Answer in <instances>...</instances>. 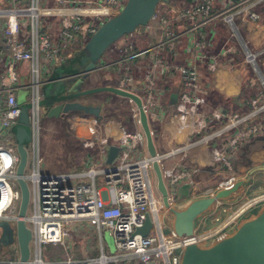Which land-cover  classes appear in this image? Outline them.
Listing matches in <instances>:
<instances>
[{"label": "built area", "instance_id": "2783aa9c", "mask_svg": "<svg viewBox=\"0 0 264 264\" xmlns=\"http://www.w3.org/2000/svg\"><path fill=\"white\" fill-rule=\"evenodd\" d=\"M126 1L0 0V221L15 223L18 220V155L12 129L21 115L22 104H28L33 141L30 145L32 169L26 175V182L27 186L28 182L32 184V214H26L25 224L32 233L34 245V258L29 259L28 264H116L126 260L142 264H171V259L181 264L184 250L196 246L193 236L179 237L173 231L170 237L166 235L165 239L163 236L157 214L165 208L155 189L136 107L131 110L135 129L128 132L119 126L116 137L111 132L115 130L107 131L97 118L75 115L72 122L81 126L83 145L87 150H95V157L88 158L84 170L77 173L43 174L40 170L39 103L43 96L42 87L51 83L52 73L58 65L61 66L76 42L80 41L83 46L101 25L123 8ZM170 4L168 9L157 7L144 28L143 34L148 40L144 51L137 47L136 41L126 40L117 50L118 57L104 65L103 69L109 73L106 86L139 96L153 133L152 127L157 123L160 101L164 96L158 80L164 75L179 74L182 86L175 111L180 119L178 127L187 126L190 133L195 131L200 134L207 126L206 117L189 109L191 105L195 108L201 102L199 95L205 93L199 85L197 63L208 60L207 69L214 72L223 61L230 65L228 62L235 54L243 53V63L254 65L262 51H251L248 46L264 40V0H171ZM51 17L57 22L54 32L49 27ZM179 39L187 42L186 48L193 57L181 67L167 63L163 56L166 47ZM216 39L221 42L215 46ZM217 48L218 52H213L212 49ZM143 59L145 62L141 64ZM23 63L29 66V82L20 88L15 70ZM248 85L253 88L255 81L250 80ZM260 86L264 87V79H260ZM23 89L30 91V97L26 102L19 103L16 92ZM263 96V92L258 91L255 101ZM255 101H252L253 107ZM260 108L264 110V104ZM222 116L214 113L212 118ZM250 116L254 118L255 115ZM247 120L249 118L242 117L231 120L230 126L237 127ZM223 131H214L200 140L213 143V155L229 166L225 153L218 150L216 144ZM255 131V126L241 130L228 145L241 143ZM112 138L118 142L119 153L114 163L107 165L108 141ZM184 149L182 145L171 150L167 156L157 153L171 208L177 203V187L189 182L190 175L181 166L167 168L164 161L184 154ZM98 178L101 185H98ZM79 179L84 182L78 183ZM156 204H159L158 210L155 209ZM147 215L152 219L154 229L142 237L135 231L144 225ZM169 215L173 220L172 213ZM82 222L96 226L100 255L89 257L85 252L88 257L80 259L70 256L54 261L42 259L43 246L62 247L67 252L74 241L70 231L78 233L76 225ZM106 230L114 239L116 254L112 256L105 255L101 242V233ZM170 238L174 241L181 239V247L169 251L167 244ZM9 249L18 259L16 241ZM17 259L0 264H17Z\"/></svg>", "mask_w": 264, "mask_h": 264}, {"label": "water", "instance_id": "95a60500", "mask_svg": "<svg viewBox=\"0 0 264 264\" xmlns=\"http://www.w3.org/2000/svg\"><path fill=\"white\" fill-rule=\"evenodd\" d=\"M169 0H127L123 8L108 19L82 46L85 54L72 64L63 68L61 65L53 72L51 83L42 91L39 107H48L46 119L72 121L75 115L102 118L101 105L87 103L86 97L108 94L133 103L138 112L141 130L145 137L146 152L151 162L154 174L155 189L161 197L163 207L173 215V230L179 237H192L194 221L203 214L215 199H222L237 190V185L229 190L218 191L213 197L193 196L191 183L185 182L177 187V205L186 206L172 209L167 200L159 157L154 144L153 133L143 109L139 96L113 86H97L88 88V75L98 71V64L105 53L127 35L144 31V28L155 14L159 4H168ZM255 70L259 72L257 64ZM260 74V73H259ZM260 76L264 79L263 75ZM64 82V83H63ZM171 107L169 112L175 114L177 94L170 95ZM30 105L22 104L21 115L12 132L16 140L18 163L16 167V184L20 191L18 220L15 223L0 221V252L8 250L16 241L18 248L17 264H28L30 259V243L32 233L25 224L30 193L27 186L25 168L27 165V147L32 144L33 132L30 125L28 110ZM174 118L171 115V121ZM119 148L110 146L106 164L111 165L116 160ZM264 172V167H256L249 172L253 175ZM210 194V193H209ZM194 198H193V197ZM190 202V203H189ZM176 209V210H175ZM264 211V210H263ZM154 225L147 215L144 225L136 229L135 234L146 237ZM170 237V235H168ZM181 264H264V212L253 221L241 226L230 238L210 249H199L197 246L187 247L182 255Z\"/></svg>", "mask_w": 264, "mask_h": 264}, {"label": "crops", "instance_id": "0c3cea01", "mask_svg": "<svg viewBox=\"0 0 264 264\" xmlns=\"http://www.w3.org/2000/svg\"><path fill=\"white\" fill-rule=\"evenodd\" d=\"M48 22L51 31L54 32L57 28L56 19L54 17H51L49 18ZM222 40L224 41L225 38H222ZM130 41H136L137 47L144 51L147 46L148 40L146 39V35L141 32L137 35L133 34ZM214 42H216V46V44L219 45L221 40L216 39ZM186 45L187 42L184 39H179L178 41L174 42L171 46L166 47V50H164L163 53L165 61L167 63L174 64L179 67L186 66L188 62L193 58L191 52L187 50ZM255 46V44L251 43L248 47L251 51H253L252 47ZM212 50L213 52H218L219 48ZM110 51L112 52L111 54L115 53L116 55V50L112 48L110 49ZM261 51L262 54H264V49H261ZM107 55L108 53L102 58V61L98 64V68L102 72L106 71V73H104L103 75L106 74V77H109L108 70L103 69L104 65L110 62L109 59L106 58ZM244 58L245 55L243 53H237L233 56L231 62H228L230 63V65L226 64V62L223 61L222 66L216 68L214 72L208 71V60L202 63H197L200 75L199 85L205 93L199 95L201 102L195 108H193V105H191L189 109H193L196 113L202 114L206 117L207 126L205 129L201 130L200 134H197L195 131L190 133V128L187 126H185V128L180 129L178 127V125H180L178 120L180 119H178V116L176 117V115L179 114H171L169 112V109L171 107L170 95L172 93H176L177 95H179V92L181 90L182 82L179 74L175 73L173 76L164 75L161 76V78L158 80L159 88L163 89L164 96L161 98L160 101V106L157 115L158 120L156 121L157 123L154 124L152 127L154 130L153 138L155 148L160 156H167V153H169L171 150L176 149L182 145L183 147H185L184 154L176 155L173 158L166 159L164 161V164L167 168L173 166L184 167V169L190 175L187 181L191 182L194 191L193 196L195 197L198 196L199 198H202V195H205L206 197L210 195L209 197H211L212 195L216 194L215 192H213V190H216V192L221 190H229L230 188L237 185V190L235 192L221 199L223 202L231 204L234 203L233 199H230L233 195H242V193L247 190L244 186V183L248 181L247 179H251L253 175H261V173L264 174V172L259 171L257 173H254L253 175H249V172L252 169L256 167H264V110L260 108L261 105L264 104V96L262 99L258 100V102L255 101L256 97L251 98L246 96L243 101L240 98L243 87H249L248 83L250 80L255 81V86L253 88H249L253 90L256 96L258 91L260 90L264 94V87L260 86V79L263 78L260 76L259 72L255 70L254 65L243 63ZM255 61H257V58L255 59ZM144 62L145 61L143 59L140 63L143 64ZM28 67V63L20 64L17 66L15 72L17 73L20 70L21 73L28 74ZM57 67L60 66L58 65ZM52 77L53 75H51V78ZM107 82L108 81L106 79V83ZM88 84L89 83H87V87H91L88 86ZM126 101L128 102V100ZM252 101H255L254 107L252 106ZM242 102H245L244 106H242ZM249 104L251 106H248ZM177 105L178 101L176 102L175 106ZM127 106L129 108L123 113L125 115H109L108 113H106L105 105L101 104L102 118L97 119L98 123L104 125V128H106L107 131H110V129L115 130L111 131L114 132V137L117 136L116 130L119 126H123L128 132L134 130L135 126L131 121V110L135 108V105L128 102ZM241 111L243 113H241ZM214 113L223 116L217 119H213L212 115ZM171 115L174 118V120L172 121ZM250 115L255 116L254 118H251ZM241 117L244 119L249 118V120L242 123L241 125H238V128L232 127V125L230 126L231 120L238 119ZM50 120L47 119V121ZM69 123L74 124L72 121H68V125ZM74 125L76 126L77 124ZM253 126L256 127V131L250 133L248 138L242 140L241 143H236L234 146L228 145L229 141H231L232 138L237 136L241 130L245 131L252 128ZM76 128L80 132V134H76V136L81 139V126L77 125ZM184 129L185 133L182 132ZM222 129H224L225 131H223L220 140L216 142V144L218 150L225 153L226 159L229 162V166L226 165L221 159H218L213 155V143H205L203 140H200L202 136L204 137L213 133L214 131ZM108 144L110 146H117L118 142L115 138H112L109 139ZM87 151V156L84 158V160L82 161V165H80L79 168L68 166L71 168L70 173H77L80 172L82 169L84 170V166L86 165L88 158L95 157V150ZM145 154H147V152ZM226 183H229L227 184L229 186L225 188L224 186H226ZM211 191L212 193L208 194ZM211 207L212 206H210L203 214H201L202 217L200 215V217L202 218V220L200 219L201 222H203L205 219L206 223L209 222L211 216H207V214H211L213 212ZM174 208L175 207L173 206L172 209ZM169 214L170 212L166 209L162 212L163 217L167 216L168 220H172V217ZM206 216L207 218L204 219V217ZM246 220L249 219L240 221L246 222ZM203 227L206 228L207 226H202L200 228ZM74 243L71 244L70 249L67 251V253L64 250L63 251L66 256L78 259V257L76 258L77 251L75 249L76 245ZM86 251L87 247L84 248V246L81 245L78 254L81 256ZM64 253L61 255L62 258L57 260L64 259L66 257H64ZM2 254L3 250L0 252V255Z\"/></svg>", "mask_w": 264, "mask_h": 264}, {"label": "rangeland", "instance_id": "374dc122", "mask_svg": "<svg viewBox=\"0 0 264 264\" xmlns=\"http://www.w3.org/2000/svg\"><path fill=\"white\" fill-rule=\"evenodd\" d=\"M174 3V2H173ZM159 6H163L164 8H170L171 4H159ZM138 33H141V31H138L134 33V35H137ZM132 38V35H127L123 39H121L119 42H117L113 47L114 50H118L119 47L122 46V44L126 40H130ZM255 47H252L253 51H261V49H264V40L259 43V41H256ZM82 43L80 41H77L74 47L72 48L71 53L68 56H65L63 62L61 63L63 65V68L67 67L71 64V62L75 59H79L83 54H85V51L81 47ZM107 55V59L109 61H113L118 57V53L111 54L112 52L110 49L105 53L104 56ZM103 56V57H104ZM259 73L264 76V55H262L259 59L256 61ZM18 76V85L20 88H23L28 85L29 77L28 74L21 73L19 70L17 72ZM105 72H102L101 70H98L92 74H89L88 77V88H94L97 86H103L106 83V79L108 80V77H106V74L103 75ZM64 83V82H63ZM94 86V87H92ZM45 86L42 87V91L44 90ZM175 88V87H173ZM30 97V91L28 89L24 90H18L16 93V99L19 103L26 102L29 100ZM87 103L92 104H99V105H105L106 113L109 115H125L123 114L125 110L129 108L128 102L126 100H122V98H118L115 96H111L108 94H99V95H93L90 97H86L84 99ZM48 107H40V117H39V125H40V137H39V155L42 160L40 170L43 174H58V173H70L71 167H77L79 168L80 165H82V161L87 156V149H85L83 142L79 137L76 136V134H80L79 130L76 128L74 124L68 125V121H62V120H50L47 121L46 114L48 111ZM102 121V120H101ZM14 144H16V140L13 141ZM46 148V150H45ZM57 149V150H56ZM28 151V160L27 165L25 168V175H28L31 172L32 169V150L29 145L27 147ZM57 151V152H56ZM67 164V165H66ZM78 171V170H77ZM76 171V172H77ZM248 181L244 183V186L247 190H245L242 195H233L230 199H233L234 203H225L220 199H215L213 202V205H211V209L213 212L211 214H207V216H211V219L208 223H206V217H204V221L200 223L199 232L198 233H204L206 231H209L210 228L215 226L216 224H213L212 222L218 223L219 221H222L226 218L227 215H232V211L238 207L239 204L245 202L250 197H254L260 194H264V174L261 173V175H253L251 179H247ZM253 181V182H252ZM78 183H83V179H79L77 181ZM98 185H101L100 178H98ZM229 184V183H228ZM229 186H224L225 188ZM30 193V200L27 208V216L32 214V184L28 182ZM206 197L205 195H202V197ZM210 196V195H209ZM207 196V197H209ZM215 195H212L213 197ZM186 205H183V208ZM264 203L258 205V210L250 212L251 215L248 217H245L241 220L249 219L245 221H238L235 225H232L233 235L234 233L243 225L253 221L256 219L261 213L264 211ZM215 220L213 221L212 219ZM200 217V216H199ZM202 217V215H201ZM199 218L202 220V218ZM200 220V221H201ZM80 223L78 224V233L76 231H70V234L74 237L73 243L76 245L75 249L77 251L76 258H84L88 257L87 254H82L81 256L78 254L79 249L81 248V245L84 246V248L87 247V251L89 257H97L100 255V240L98 235V230L96 226H92L90 223ZM171 223V221H170ZM203 223V224H202ZM172 224V223H171ZM28 226H31L30 224ZM202 226H207L206 228H200ZM72 228V227H71ZM101 236V242L103 245L104 253L107 256H112L116 254V249L114 245V239L110 233V231H102ZM74 248V247H73ZM199 248V247H198ZM64 253L62 247H56V246H43L41 249V256L43 260H57L62 258V254ZM67 253V252H66ZM65 254V253H64ZM66 254L64 255V257ZM34 258V245L31 242L30 243V259L33 260ZM17 259L16 255H13L12 251L10 249L3 250V254L0 255V262L8 263L10 261H14ZM114 264V263H113ZM116 264H142L139 261L131 260L130 262L128 260L122 262V263H116ZM152 264H155L153 262Z\"/></svg>", "mask_w": 264, "mask_h": 264}, {"label": "bare ground", "instance_id": "6f19581e", "mask_svg": "<svg viewBox=\"0 0 264 264\" xmlns=\"http://www.w3.org/2000/svg\"><path fill=\"white\" fill-rule=\"evenodd\" d=\"M182 132L185 133V129ZM227 184L228 183H226V185ZM213 192L217 193L216 190L215 191L213 190ZM209 193H212V191ZM263 197H264V194L250 197L245 202L239 204L238 207H236L232 211L233 212L232 215H227L224 220L219 221L218 223L212 222L213 224H216V225L210 228L209 231H206L204 233H198L199 232L198 226L200 225L201 221L199 218H196L194 221L195 231L193 235L195 245L199 247V249H210V248L216 247L219 243L230 238L233 235V231H234L231 226L235 225L238 221H240L241 217L242 219L245 217H248L251 215L250 212L258 210V204L263 203ZM183 205H177L174 207H176L177 209H181ZM155 209L156 210L159 209V204H156ZM157 216L160 220V227L162 229L163 236L166 239V235L168 237V235H170V232L172 231L174 232L173 225L171 224L172 220L170 223V220L167 219V216L163 217L162 211L159 212ZM216 217L217 216H215L214 219L212 220L214 221ZM181 245H182L181 239L174 241L170 238V241L168 240L167 248L169 251H175L179 247H181ZM171 264H178V263L176 259H173V260L171 259Z\"/></svg>", "mask_w": 264, "mask_h": 264}, {"label": "trees", "instance_id": "16d2710c", "mask_svg": "<svg viewBox=\"0 0 264 264\" xmlns=\"http://www.w3.org/2000/svg\"><path fill=\"white\" fill-rule=\"evenodd\" d=\"M170 2H171V0H169V3L168 4H170ZM110 49H112V48H110ZM262 55H264V54H262ZM262 55H260V56H258L257 57V59H259ZM73 62V61H72ZM72 62H71V64H72ZM251 97V98H253V97H256V94L253 92V90L252 89H250L249 87H243V90H242V93H241V100L243 101L244 99H245V97ZM250 98V99H251ZM244 103L245 102H242V106H244ZM248 106H251L250 104L248 105ZM249 108H252V107H249ZM241 113H243L242 111H241ZM244 114H245V112H244ZM58 248V247H57Z\"/></svg>", "mask_w": 264, "mask_h": 264}]
</instances>
